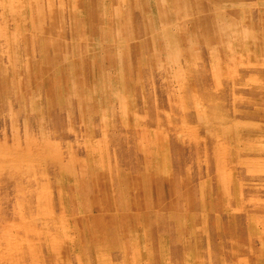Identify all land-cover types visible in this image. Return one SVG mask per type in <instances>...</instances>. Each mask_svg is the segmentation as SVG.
<instances>
[{
	"label": "rangeland",
	"instance_id": "rangeland-1",
	"mask_svg": "<svg viewBox=\"0 0 264 264\" xmlns=\"http://www.w3.org/2000/svg\"><path fill=\"white\" fill-rule=\"evenodd\" d=\"M0 264H264V0H0Z\"/></svg>",
	"mask_w": 264,
	"mask_h": 264
},
{
	"label": "bare ground",
	"instance_id": "bare-ground-1",
	"mask_svg": "<svg viewBox=\"0 0 264 264\" xmlns=\"http://www.w3.org/2000/svg\"><path fill=\"white\" fill-rule=\"evenodd\" d=\"M7 231V230H6Z\"/></svg>",
	"mask_w": 264,
	"mask_h": 264
}]
</instances>
